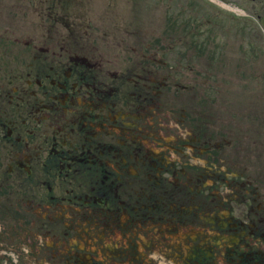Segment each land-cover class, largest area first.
I'll use <instances>...</instances> for the list:
<instances>
[{
  "label": "rangeland",
  "instance_id": "obj_1",
  "mask_svg": "<svg viewBox=\"0 0 264 264\" xmlns=\"http://www.w3.org/2000/svg\"><path fill=\"white\" fill-rule=\"evenodd\" d=\"M219 1H214L215 4L207 0H140V6L138 7L140 21H138L137 25L131 24L135 14L134 10H132V0H37L36 5L33 7L28 6L30 8L29 11L17 9V7L12 10L0 7V42L8 41V37H33L34 50L39 55V58L34 60V63H36L33 65L34 76L37 73L48 70L49 66L59 65V61L68 60V56L64 58L59 56L61 44H64L66 49L87 59L90 65V60H93L91 56L77 48L82 46L84 50H89L90 52L92 48L97 47L98 51L103 55L112 56L114 65L108 68L112 69L110 70L111 72L116 73L117 70H125L127 65L131 63L130 59H136L137 57L133 53V49L137 50L140 48L141 45L138 43V39L146 38L153 44L155 40L160 39L161 41V57H166V59H162L160 66L163 79L170 75V81L173 84L180 85L186 80L192 85L201 79L197 74L207 68L203 66L204 52L213 48H205L201 54L194 55L191 59L179 58L176 53L186 51L187 49H182V47L186 48L188 42L191 44V42L196 41L198 39L196 32L200 29L205 31L207 37L215 38L216 42L217 39L219 40L220 47L215 51H219V59H227L229 62L228 65L216 62L210 68L215 73V75L211 76L212 83H217V78L222 83L225 81V84L220 86L221 92L216 87H212V92L208 87L204 93L206 96L204 97L205 101L223 119V122L220 121L215 128L217 120L213 118L214 114L205 117V125L213 129L212 131L215 133V135L211 136V142L214 145H221V148L215 146L213 149L206 151L205 154L193 157L190 146V140L193 136L188 135L185 129H180L184 139L178 141L176 146L183 151L181 154L183 160H181L182 157L178 155V152L174 150H170L171 154L160 150L161 154L163 152L171 160L178 163L177 169L179 171L186 167L189 169L188 173L194 176L193 179H190L189 177H182L179 173L178 179L181 182L178 183L174 179V184L171 183L172 187L178 191L183 188L184 199H189L192 203L187 204L184 209H179L178 213H171L168 208L170 212L165 216L164 221L159 220L162 215L157 213L159 224L157 228H161L162 225L171 226V224H176L178 221L169 222L167 219L168 217L177 218L181 216V211H183V218L191 217L185 219L182 222L184 224H179L178 232L183 238L179 239L178 235L172 238L171 234L163 229L147 228L146 231L141 230L150 226H144L143 223V227L137 229L133 235V231L128 229L127 225L117 227L119 226L117 219L108 222V226L112 225L113 231L105 235L103 228L106 229L107 226L102 228V224L99 225L96 221L93 223L92 219L86 221L79 219V217L84 212L94 216V213L90 210L91 207H89L94 201L91 197L96 194L95 190H92V186L103 194H106L108 190L98 188L96 183L86 181L82 176L77 180V183H81L84 186L86 194V199L84 200L87 201L88 207L83 209L80 206L82 208L81 214L76 212L74 215L71 210L65 208L59 210V217L45 213L43 210H38V206H34L31 212L27 200H21L20 192L14 188L16 191L15 200L13 199L11 202L15 201V206L2 210H7L8 214L13 211L11 224L5 226L6 230L0 227L3 238L10 240V234L12 237L13 234H16L17 240L13 237V243L20 246L19 242L23 243V239L20 237L22 234L28 232L31 237L35 238L36 233H32L31 229L37 230L40 221L50 222L51 217L53 219L59 218L57 221H59L61 230H67L68 234L56 237L49 234L41 241L43 247L30 244L20 249V252H11L12 254L1 252V254H5L10 258L12 264H67L70 261L71 254L76 252L75 247L77 245H72V242L90 245L88 248H93L92 250L97 248V251H94V255L98 258V260H95L96 264H105V262L109 264H198L196 261L191 263L189 255L196 254L200 250L210 252V262L214 264L216 261V264H228L222 258V253L227 254L225 251H228V254L231 253L236 257V250L242 253L255 252L257 257L263 256V261L258 264H264V240L257 241L254 236V233H258L264 238V150L261 148L257 149L259 142L264 146V84L262 89H260L259 85L261 82L257 79V77H262L261 81L264 83V40H257L256 48L248 47L247 44L238 40L236 38L239 37L238 35H247L249 31L246 29L240 32L236 28L232 29L233 26L228 19L230 16L219 5ZM225 1L228 4L234 3L233 0ZM10 3L11 1L9 0L3 1L5 5ZM242 5L251 7L249 1L243 2ZM2 16L3 19L1 18ZM41 16L45 19L44 25H40ZM53 18L55 22H53ZM49 19H52L51 23L48 21ZM209 20L213 22L219 21L221 26L219 33L213 29ZM32 21L35 23L33 28L31 26ZM64 21H68L69 26ZM202 24H204L203 27L201 26ZM31 29L33 30L32 33L30 32ZM231 35L235 36V42ZM78 36H80L82 41L78 40V44H76L74 41ZM126 38L127 40L124 42L123 39ZM177 43H181L179 44V49L176 48ZM12 45L18 47L16 44L10 43V48ZM40 47H48L47 52L40 51ZM233 51L237 52V61L235 63V58L226 54ZM7 59L11 60L10 57ZM191 60H194L192 65L196 66L195 73L186 71V65ZM11 62L12 66L8 71L14 69L11 75H15L18 70L13 67V61ZM179 64H182L184 68H176ZM88 72L89 80L100 90V86L90 78L93 70L91 69ZM84 88L95 92L90 87ZM190 88L196 90L195 86ZM201 89L204 91L203 88ZM70 92L73 93L72 90ZM201 103L204 104V101H201ZM184 105L187 104L185 103ZM67 107L71 108L72 105L68 104ZM69 113L71 114L66 115L65 119L66 129L61 132L67 134L70 131L72 135H60L59 137L62 138L64 136L67 138V140L64 138L66 142L64 150L71 149L69 146L71 136L79 137L82 135V132L79 131L75 135L71 130L78 114L74 111H69ZM165 122L169 126H174L173 120ZM178 131L177 128H173L171 130L173 135L168 133L165 135L169 137L168 139L171 142H174L177 138L175 134ZM197 146L199 147L197 153H200L202 151L200 150V144H197ZM217 155H220L221 158L226 157L225 166H219L221 162L218 160L215 162L217 166H212V158ZM72 162L73 165L70 167L71 175L76 170V160ZM181 163H192V166H182ZM215 169L218 170V178L221 177L220 170L223 169L226 173L227 181L217 180L213 185L215 190H211L209 184H212V181H209V179L207 181L206 177L209 174L212 175ZM55 170L56 166H53L50 171L54 173ZM191 170H197L198 175L195 177ZM236 171L239 174H233ZM43 178L46 179L47 177L42 176L41 179ZM16 180L20 182V178ZM177 183L178 185L176 186ZM191 184L196 187L194 191L191 189ZM200 185L205 187L201 191L200 197H206L208 201V197L212 198L220 194L221 200L219 202L221 206L223 202V207L225 209L230 208L234 218L241 219L242 223L238 225L239 230L237 233L241 235L242 241L245 235L248 236L243 241L248 243V246L237 244L240 249L235 246L236 248H230L229 250L223 247L225 246L224 241L219 239L223 233L218 230L217 226L214 227L211 221L206 220L211 214L215 213L209 212L210 210L206 205L200 204L198 199L193 198ZM24 189L25 187L20 188L21 191ZM55 189L58 190L59 187L56 186ZM79 193L76 191L75 194L78 196ZM9 194L6 196H9ZM73 195L71 193L69 198H72ZM242 195H245L248 200H244ZM165 196H169V194H165ZM223 196L226 197V200L223 199ZM253 198H258L257 202L253 203ZM41 199L42 196L38 198V202ZM155 200V196L151 197V202L149 201L148 205L155 203ZM167 200L161 201L160 209L165 208ZM173 200L175 202L174 211H177L176 208L181 207L178 203L179 199L178 197H173ZM259 203H262L261 208H257ZM251 207L261 217L254 218V211L250 210ZM144 213L140 211L139 217H143ZM198 217L202 225L194 227L185 225L198 219ZM140 219L142 220V218ZM33 220L36 223L31 228ZM227 220L229 221V219ZM138 224L137 220L133 225ZM47 228L48 225L46 224L43 231H47ZM224 228L227 230L235 229L231 225ZM126 230H128L129 236H122L120 232L123 234ZM242 231L246 232L242 234ZM75 233L78 234L76 239L73 236ZM39 238H42V236H39ZM70 238L72 241H70ZM198 244L204 246V248ZM257 247L262 248L263 251ZM143 250H145L144 253L146 255H149L147 258L142 256L141 252ZM82 252L84 253V251ZM137 258L141 259L138 261ZM188 259L189 261L185 262Z\"/></svg>",
  "mask_w": 264,
  "mask_h": 264
},
{
  "label": "flooded vegetation",
  "instance_id": "obj_2",
  "mask_svg": "<svg viewBox=\"0 0 264 264\" xmlns=\"http://www.w3.org/2000/svg\"><path fill=\"white\" fill-rule=\"evenodd\" d=\"M3 1L0 0L1 8L21 7L29 11L28 6L33 7L37 0H12L9 5L3 4ZM132 1V10L135 14L131 24L137 25L140 21L138 9L140 0ZM247 1L251 5L250 8L242 5ZM233 2L242 6L244 10L243 17L235 21V28L240 32L246 29L249 31L247 35H239V40L248 47L256 48L257 40H264V0ZM39 21L40 25H44L45 19L42 16ZM48 21L51 23L52 19ZM34 25L32 21L31 26ZM78 40H81L80 36L74 42L78 44ZM126 40L127 38L123 39L124 42ZM10 43L18 47L12 45L10 48ZM138 43L141 45L140 48L137 50L132 48L136 59L131 58V63L126 69L117 70L116 73L108 69L114 65L112 56L103 55L97 47L92 48L90 52L84 50L82 46L77 48L88 53L93 59L90 60L93 70L90 78L101 89H97L93 83L90 87L95 92H92L84 88L90 84L88 72L90 70L80 65L83 63L82 60L87 59L66 49L64 44H61L59 56L62 58L68 56V60L59 61V65L49 66L48 70L34 76L33 65L36 64L34 60L38 59L39 55L34 50L33 37L28 36L27 39L8 37V41L0 42V225L6 226L12 222L13 211L8 214L7 210H2L15 206V201L11 202L15 200V189L20 192L21 200H27L30 209L34 206L44 207L46 212L54 216H59V210L65 208L71 210L74 215L79 206L86 209L87 201L82 199L84 186L76 180L82 176L86 181L105 186L101 189L108 192L103 194L97 191L100 196L112 191L124 198L121 204H116L111 203L107 196L105 199L99 197L89 205L97 210L95 214H100L102 219L107 221L111 213L127 218V213L137 214L139 210L144 209L147 210L143 215L145 219L149 218L154 224L159 225L157 213L162 215L159 220L164 221L170 212L166 211L167 203L174 202L173 197H178V202H192L184 199L183 188L178 191L172 187L170 178L173 176L180 182L177 178L178 172L182 177L193 179L194 176L186 169L178 171L177 163L174 161L168 165L161 154L156 157V164V161L150 158V151L141 139L146 135H153L154 143L159 144L158 141L162 139V120L177 121L188 129V135L193 136L190 142L192 154L197 156L214 148L210 135L215 133L201 120L202 108L193 89L183 87L191 94L188 97V104L179 108L181 94L178 90L163 93V86L170 85L162 82L163 76L159 68L162 62L160 39L155 40L153 44L146 38H139ZM179 44L181 43H177V49ZM189 47L188 42L187 47L182 49ZM47 49L48 47L39 50L46 53ZM179 53L183 55L185 52ZM188 53L186 57L190 58ZM8 57L11 60H8ZM11 61L13 67L18 70L15 75H11L14 69L8 71L12 66ZM120 77L124 79L120 80ZM68 104L72 107L68 108ZM69 111L78 114L77 117L72 114L76 120L74 127L71 128L72 132L76 135L79 131L84 136H71L69 141L71 149L64 150L65 137H59L72 135L70 131L67 134L61 132L66 129L65 119L66 115L71 114ZM179 114L182 119L178 117ZM175 135H178L180 140L183 139L180 131ZM198 135H203L204 138L197 137ZM197 144L206 147L197 153ZM175 146V143H166L164 150L165 152L167 149L173 150ZM219 156H213V162ZM73 160H76V170L71 175L70 167ZM53 166H56L54 173L50 171ZM191 171L195 177L198 175L197 170ZM42 176L47 178L41 179ZM17 178H20V182L16 180ZM56 186L59 187L58 190L55 189ZM22 187H25L23 191L20 190ZM204 189V186H198L193 195V198L198 199L203 205L206 204V197L199 195ZM76 191L80 192V195L77 196ZM8 193L9 196H6ZM71 193L74 195L69 198ZM41 195L42 200L38 202ZM153 196L156 197L155 203L148 205ZM165 199H168L165 208L160 209L161 201ZM104 206H110V211ZM172 212L178 213L179 210ZM83 217L87 219L92 215L84 212ZM189 218L191 217L183 218L181 211V216L168 217L167 220L184 224L182 222ZM57 219L59 218L48 224L50 227L45 232L40 229L44 230L46 221L40 222L37 234L43 238L51 233L57 236L61 231ZM34 223L33 221L32 225ZM62 233L67 234L65 229ZM10 237L8 240L0 235V241L3 245H6V242L14 245V238L11 235Z\"/></svg>",
  "mask_w": 264,
  "mask_h": 264
}]
</instances>
